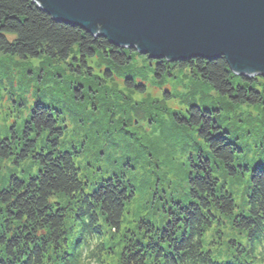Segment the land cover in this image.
<instances>
[{"label": "trees", "instance_id": "trees-1", "mask_svg": "<svg viewBox=\"0 0 264 264\" xmlns=\"http://www.w3.org/2000/svg\"><path fill=\"white\" fill-rule=\"evenodd\" d=\"M0 54L68 65L75 83L71 99L79 106L91 101L96 112L89 117L101 135L100 149L87 146L82 134L75 142L66 140L64 117L74 114L73 107L57 86L41 85L37 94H56L57 100L48 104L38 98L21 137L13 133L12 140L0 141V162L28 161L37 169L34 175H11L0 184V264H264V78H239L223 58L168 63L141 57L154 63L151 81L164 96L174 71H186L198 94L183 93L184 109L173 113L167 126L172 135L166 150L155 139L147 145L136 132L123 138L121 120L130 114L114 108L112 99L97 98L102 90L82 80L89 76L96 81L88 63L98 58L106 68L102 81L126 74L123 90L144 95V78L131 70L133 57H140L134 50L115 48L104 38L56 23L31 0H0ZM102 81L96 82L101 86ZM107 88L109 95L125 96ZM87 89H94L95 99H87L92 94ZM125 108L133 120L134 104ZM108 113L114 126L103 122ZM97 132L90 128L86 139L98 141ZM114 145L115 152L107 154ZM156 146L170 159L158 165H167L165 171L183 194L159 215L154 203L150 210L156 221L146 217L135 231H123L127 206L157 180L153 184L144 173L148 183L136 189L122 181L120 168L134 171L142 152L143 157L148 154L146 169L151 166L156 174L157 165L154 169L149 162L155 157L159 161ZM124 148L133 154H128L129 162L115 155ZM84 152L94 158L90 168L103 175L99 165L104 163L113 173L90 186L77 165ZM235 180L244 182L240 191H233Z\"/></svg>", "mask_w": 264, "mask_h": 264}, {"label": "rangeland", "instance_id": "rangeland-1", "mask_svg": "<svg viewBox=\"0 0 264 264\" xmlns=\"http://www.w3.org/2000/svg\"><path fill=\"white\" fill-rule=\"evenodd\" d=\"M141 57L143 56L133 57L131 70L135 74H139L144 78L143 82L146 86V95L144 94L139 96L138 94L123 90L122 79L126 77V74L118 73L121 76H116V78L118 79H113L110 83H108V81H102V72L106 71V68H104V64H102L101 60L98 58L93 62H89L88 66L92 68V75L96 78V81L103 82L102 85H98V83L89 76L83 77L82 80L87 82V86H98L102 90V92L101 94L98 92L99 96H97V98L100 99L101 97L108 100L112 99L114 104L117 105L114 108L118 107L121 111H126L128 114H130L131 118V111L126 109L125 107L134 104V107L136 109L135 118L132 120L129 117V119L126 121L121 120V125L123 126L124 130L123 132L125 133L124 135H122L123 138L129 137V132H136L133 134L137 135L138 133L139 136L142 135V137L144 138V142L147 145L156 140L155 142L160 148H166L167 150L169 148L168 140H170L169 138L172 135L167 126H169V124L171 125L173 113L181 112V110L184 109V107H182V104H184L182 99L183 93L194 92V96H198V94L195 90L192 91L191 88L192 86L194 87V85L189 82L191 81L189 80L190 75L186 71L181 73L179 71H174L172 79H170V81L167 82L166 86H164V89L167 92V95L164 96L163 90L160 89V86H158V84L152 83L153 80L151 81V73L153 70L152 67L154 63L150 64L146 59ZM70 63L73 62L71 61ZM70 69L71 68L68 65H49L46 64L45 61L40 60L26 62L18 58L7 57L0 54V141L2 139H6L9 141L12 140V138H14L13 133L16 135V138L21 137L23 131L22 128L28 121L31 109L34 103L37 102L38 98H41L42 101L48 104L52 101L57 100L56 94H47L46 96L37 94L39 93L38 90L42 88L41 85L45 84V86L52 88L57 86V90L61 92L62 96L67 97L68 103L73 107L74 114H72L70 118L66 117V115L64 117L65 126L67 128L66 133L68 134L66 140L73 139V141L75 142L79 138V135L82 134L83 141L86 142L87 146L90 144L93 145V147H97L98 149L101 148V135L96 131L97 129L93 128V116L91 118L89 117L91 115V112L93 111V104L88 98L95 99V91L94 89H87V91H90L92 94L91 96H86L88 100L85 101L84 105L79 106L74 104L71 99V94L74 90L73 88H75V85H73L75 83L71 79ZM106 86L114 87L116 91L125 92V96L109 95L110 90ZM42 92L45 93V89ZM183 98L186 99L185 96ZM99 106L101 107L102 104H100ZM61 111H63V109ZM108 112H110V108ZM240 112L246 114L247 110L241 109ZM103 122L104 124L109 123L111 126L115 125L110 120L109 113L107 114ZM119 123L120 122L116 123V127ZM161 124L164 126H160ZM90 128L94 130L93 134L97 132V134L100 135L98 141H91V139H86L89 134H92L88 133ZM138 146L140 145L138 144ZM117 147L118 145H114V147H111L107 151V154L115 152ZM138 148L141 149V147ZM142 150L143 149H141V151ZM155 151L158 154L159 161H157V158L155 157L154 159L150 158L149 162L154 166V169L157 165V169H155L156 174H152L151 171L153 169L151 168V166L150 169H146L147 167L145 164V160L148 154H145L143 157L142 152L138 157V159L140 158L141 161L136 159L139 161V164L136 167H132L134 169V171L132 170V172H134L133 174L128 170L129 168H120V171L124 173H120L121 176H124L122 178V181L125 184L130 182L131 185L136 186V189H138V186L140 187L143 182L145 183L146 181H148V178L143 175L144 173L151 175L153 184L157 180L156 185H154L151 190H139L133 203L130 206H127L126 214L124 217L123 231H135L138 223L141 222V219L146 217H148V219L151 221H156L158 219V216H153V212L150 210L151 208H153V204L155 203L156 207H158L155 208L157 214L159 215L163 213V210L161 209L166 208L167 205L169 207H172L173 202L179 201L180 195L183 194L182 186L180 187L178 185H175V183L173 182L176 179H174L168 171H165L167 170V165H158L162 162V160L170 159L167 158V155H165L164 151L159 152V149ZM135 152L136 151H133V153ZM83 154L85 159H83V162L81 163L77 162V165L81 169L82 177L87 179L90 186L92 184L98 183L101 177H105L108 174L113 173L114 170H112L110 167H106L104 163H101L99 167L103 170L104 174L100 175L96 172L95 169L90 168L89 163H93L94 158L89 157L88 152H84ZM128 154L133 157V154L127 153L125 148L121 153H115L117 157H126V161L129 162L131 157ZM182 163L184 165V161ZM36 170V166L31 165V162L28 161H20L18 164H15L14 162L9 160L0 162V184L7 182L8 179H10L11 175L25 178V173L34 175L36 173ZM161 179H164L165 182L159 184V181H161ZM229 181L230 180H228V182ZM242 184H244L243 181H233V191L236 192L237 188H239L240 191ZM87 192H90V188L87 189ZM155 198H157L156 202L154 201ZM2 208L3 207L0 206V213L2 212ZM146 208L148 209L147 211H145ZM114 248L117 249V252L119 251V248Z\"/></svg>", "mask_w": 264, "mask_h": 264}, {"label": "water", "instance_id": "water-1", "mask_svg": "<svg viewBox=\"0 0 264 264\" xmlns=\"http://www.w3.org/2000/svg\"><path fill=\"white\" fill-rule=\"evenodd\" d=\"M54 22L151 61L225 59L264 78V0H31Z\"/></svg>", "mask_w": 264, "mask_h": 264}]
</instances>
